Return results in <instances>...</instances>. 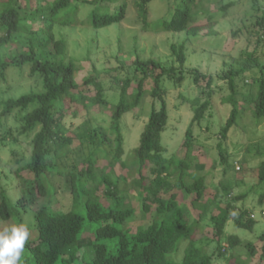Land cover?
<instances>
[{
  "label": "trees",
  "instance_id": "16d2710c",
  "mask_svg": "<svg viewBox=\"0 0 264 264\" xmlns=\"http://www.w3.org/2000/svg\"><path fill=\"white\" fill-rule=\"evenodd\" d=\"M150 1L141 0L136 4L144 27L151 25L155 31L185 32L194 36L204 29L202 25L192 24L197 15L208 13L209 19L214 16L203 6L202 0H178L170 17L148 23L146 4ZM85 4L96 6L88 16L89 25L95 29L125 19L127 4L121 0H54L51 5L37 7L27 14L21 12L16 0H0V79H7L6 71L11 68L22 70L27 67L29 75L36 77L39 83V89L1 102V115L9 116L16 111V124L0 136V143L8 146L7 143L12 141L20 146L19 135L30 139L29 158L15 171L21 190L13 195L0 182V219L24 224L23 215L32 216L31 228L36 236L26 241L23 264H213V255L200 246L205 240V236H201V222L207 218L213 229L212 241H226L230 248L246 246L253 255L256 252L253 242H244L236 233L226 232L230 221L237 228L254 229L256 220L246 209L233 204L245 195L233 196L234 183L222 180L214 187V196L203 201L207 185L198 171L205 167L204 164H196L195 170H190L186 158L165 156L162 134L168 122L164 81L170 79L180 85L187 73L206 95L205 100L198 96L191 101L194 114L185 131L187 150L194 140L193 125L201 122L212 106L213 85L217 78L227 82L230 90L223 98L231 104L230 114L220 131L223 138L239 124L246 110L256 121L264 117V63L257 53V45L264 43V5L261 0H253L254 10L261 12L254 23L258 29L255 48L241 49L232 62L225 63L228 69L220 74L187 69L186 41L171 45L175 59L169 65L160 59L137 56L131 64L121 62L114 68L115 71L126 70L123 78L114 76L119 98L112 104L110 125L115 134L116 153L109 166L119 162L126 169V173L119 176L112 169L97 164V155L101 152L97 145L103 139L96 129L88 134L94 148L81 156L79 163L73 161L69 169L58 164L61 157L68 155L73 142V137L67 134L69 126L65 121L64 104L74 108L71 110L74 115L78 114L79 106L110 104L103 82L110 70L101 73L94 67L80 85L77 82L80 65L75 58L67 60V42L55 35L56 27L74 26L75 19L66 15L71 11L76 13L79 5ZM232 4L220 9L225 10ZM100 5L107 8L102 10ZM39 20L45 24L35 26ZM208 27V33L213 34V27ZM23 33H27V39L22 38ZM12 46L16 52L9 56L5 51ZM89 85H93V95L83 91V87ZM147 93L154 98V104L140 133L139 144L127 159L121 161L124 151L121 119L125 113L137 108ZM219 146L222 143L219 142ZM11 152L15 163L20 164L18 153L14 148ZM103 153L105 157L109 156V153ZM246 153L262 158L257 173L258 185L264 186V145L260 141L252 143ZM221 160L225 171H235L234 165L223 154ZM245 164L246 160L242 162L243 169ZM22 169L29 170L32 178L20 175ZM173 177L175 181L171 180ZM119 180L123 184H119ZM174 187L178 192L172 191ZM128 189H133L138 196L141 217L153 216L147 227L139 226L136 231L126 226L137 212L122 194ZM163 193L170 194L165 197ZM189 196L191 204L199 211L193 221H190L189 208L184 203ZM263 201L264 194L260 198V202ZM35 205L37 209L34 210L31 207ZM25 225L29 230V225ZM260 238L264 241V232ZM182 244L183 256L177 258ZM220 248L217 254H223ZM260 257L264 258V242ZM228 262L248 264L236 254L230 255Z\"/></svg>",
  "mask_w": 264,
  "mask_h": 264
},
{
  "label": "rangeland",
  "instance_id": "374dc122",
  "mask_svg": "<svg viewBox=\"0 0 264 264\" xmlns=\"http://www.w3.org/2000/svg\"><path fill=\"white\" fill-rule=\"evenodd\" d=\"M53 1L16 0L23 14H27L40 6H49ZM122 1L126 2L127 10L125 19L120 23H113L97 29L93 28L89 25L88 16L91 9H95L96 6L85 4L79 5L76 13L71 11L66 15L67 18L75 19L74 26L62 25L61 28L56 27V30L54 29L56 37H63L67 42V60L75 58L80 65V70L77 73V82L80 85L94 67L101 73L104 70H110L109 75L103 77L106 99L110 104L87 108L79 106L76 115L71 113L74 108L70 104L68 106L64 104V111L67 113L65 121L69 126L67 134L73 137L68 155L58 160V164L66 166V169H69V165L73 161L79 163L81 156L88 154L94 148V143H91L88 134L90 130L93 132L96 129L100 139H103V142L97 145L101 150L97 155L98 166L108 168V170L112 169L117 176L126 173V169L122 168L119 162L112 167L109 166L112 156L116 153L115 134L110 127L112 104L116 103L119 98V88L114 76L123 78L126 74V70L123 68L119 71L114 70L120 66L121 62L128 65L139 56L142 59H160L169 65L175 59L171 45L186 41L187 59L185 67L187 69L198 68L204 73L217 75L228 69V65L226 66L225 63L232 62L241 49H254L257 44L258 29L254 23L261 12L254 10L253 0H202L203 6L209 12L214 13V16L209 19L208 13L198 14L192 24L202 25L204 29L194 36H188L185 32L155 31L151 29V25L145 28L136 4L141 0ZM177 3L178 0H151L146 4L147 22H159L162 18L170 17L169 15ZM230 3L233 4L227 9H220ZM261 4L264 5V0H261ZM98 7L102 10L107 8L104 5ZM42 24L45 22L39 20L34 25L40 26ZM27 25L30 26L31 23L27 21ZM208 26L213 27L215 31L213 34L208 33ZM22 38L27 39V33H23ZM257 46V53L264 63V43ZM5 52L11 56L15 54L16 49L12 46ZM6 73L7 79H0V136L16 124V111L9 116H2L1 102L9 97H17L31 90L39 89L38 79L29 75L27 67H23L22 70L11 68ZM202 85H205V81H202ZM164 87L168 106V122L166 130L162 134V143L166 148L165 156L174 155L178 158H186L191 165L190 170H195L196 164H204L205 167L198 171L199 175L204 176L207 185V190L202 198L203 201L214 196V187L220 181H232L234 183L232 195H245L244 198L233 201V204L239 209H246L250 216L256 220L253 230L237 228L231 221L226 227L227 234L236 233L244 242H253L256 249L253 255H250V250L243 245L230 248L223 254H217L222 242L212 241L213 229L209 224V218L201 222L203 225L201 236H205V240L200 246H203L209 254L213 255V264H230L228 258L232 254L240 255L242 259L248 261V264H264V258L261 259L260 257L264 242L260 238L264 232V219L261 213L264 210V201L260 202V198L264 194V186L258 185L257 173V167L262 158L252 157L253 152L252 155L246 153L252 143L260 141L264 145V117L256 121L250 111L246 110L239 120V124L233 127L223 138L220 132L221 127L226 122L231 110V104L224 102L223 98L229 94L230 90L227 82L217 78L213 85L212 106L206 111V116L201 122L193 125L194 140L191 148L187 150L184 145L185 131L194 114L191 101L198 96L205 100L206 95L202 94V89L193 82L192 75L189 73L186 74V79L182 84L175 85L170 79H167L164 81ZM83 88V91L91 95L95 93L93 85ZM129 91H132V87L129 88ZM153 104L154 98L150 93H147L137 108L123 115L121 133L124 151L121 155V161L127 159L132 150L139 144L140 133L148 120ZM14 133L17 134L16 131ZM19 138L22 143L20 146L13 144L12 141L7 143L8 146L0 143V182L13 195L22 188L15 171L29 158L31 149L28 137L19 135ZM219 142L222 143L221 147ZM12 148L20 156V164L13 160ZM103 152L109 153V156L105 157ZM222 154L234 165L235 171L233 169L224 170L225 164L221 163ZM244 160H246V164L243 169L242 162ZM81 165L82 163H80ZM20 175L25 178H32L33 176L26 169H22ZM171 180L175 181V178L173 177ZM186 180L193 179L186 178ZM119 184L123 183L119 180ZM90 185L93 187L94 183L91 182ZM172 191L178 192V188L174 187ZM98 194L102 196L101 192ZM122 194L130 201L129 204L137 209L135 216L126 226L132 231H136L139 226L147 227L152 222L153 216L149 214L146 218L141 217V213L138 211L140 201L136 192L133 189H128ZM168 194L170 193H163V196L168 197ZM179 197H182L181 193ZM190 201L191 197L189 196L184 203L189 208L190 221H193L198 217L199 211ZM109 202L112 203V199H109ZM31 208L35 210L37 205ZM23 216V223L29 225V237L36 236V232L31 228L32 216ZM11 224L19 223L10 219L7 221L0 219V230ZM183 248L184 244L176 255L177 258L183 256ZM23 259L24 257L21 255L19 264L24 263Z\"/></svg>",
  "mask_w": 264,
  "mask_h": 264
},
{
  "label": "clouds",
  "instance_id": "9594fccd",
  "mask_svg": "<svg viewBox=\"0 0 264 264\" xmlns=\"http://www.w3.org/2000/svg\"><path fill=\"white\" fill-rule=\"evenodd\" d=\"M29 235V230L25 224L4 226L0 230V264H19ZM224 242L222 241L220 248L222 253L230 249L229 244Z\"/></svg>",
  "mask_w": 264,
  "mask_h": 264
},
{
  "label": "built area",
  "instance_id": "2783aa9c",
  "mask_svg": "<svg viewBox=\"0 0 264 264\" xmlns=\"http://www.w3.org/2000/svg\"><path fill=\"white\" fill-rule=\"evenodd\" d=\"M261 213H262V216H263V219H264V210H262Z\"/></svg>",
  "mask_w": 264,
  "mask_h": 264
}]
</instances>
